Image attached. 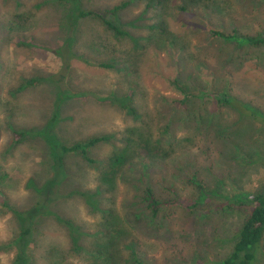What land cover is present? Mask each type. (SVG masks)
<instances>
[{
    "label": "rangeland",
    "instance_id": "374dc122",
    "mask_svg": "<svg viewBox=\"0 0 264 264\" xmlns=\"http://www.w3.org/2000/svg\"><path fill=\"white\" fill-rule=\"evenodd\" d=\"M123 2L126 8L105 15L119 35L95 19L73 24L63 1L0 0V264L12 263L14 249L5 245L19 230L4 202L30 209L51 177L49 150L37 132L57 100L54 134L63 144L109 141L89 150L92 164L65 157L59 196L50 189L53 216L35 226L33 264H127L134 253L144 264H213L229 256L251 207L219 211L221 184L231 193H264L261 119L193 100L186 107L218 124L215 132L187 135L195 124L183 130L181 117L171 130L183 141L170 145L164 135L172 116L181 115L174 80L193 93L229 92L264 116V46L215 35L264 37V0H80L99 12ZM31 80L37 83L25 86ZM19 131L28 134L18 139ZM146 188L162 201L202 195L208 203L162 206L154 218L143 201ZM58 215L80 227L85 252L73 251ZM97 245L110 250L95 259L86 251ZM256 264H264V239Z\"/></svg>",
    "mask_w": 264,
    "mask_h": 264
},
{
    "label": "trees",
    "instance_id": "16d2710c",
    "mask_svg": "<svg viewBox=\"0 0 264 264\" xmlns=\"http://www.w3.org/2000/svg\"><path fill=\"white\" fill-rule=\"evenodd\" d=\"M63 1L66 4L71 5L73 10V19L75 20L73 24H76L78 20L85 19H95L100 21L107 29L114 31L115 33L122 35V32L111 22L107 21L106 14L115 15L120 12L124 8L127 7V2H123L118 6L113 7L107 12H99L96 10H85L82 8L80 4V0H59ZM69 29L75 30V27H72V23L70 22ZM217 37H220L225 42H234L239 40L240 44H248L255 47L264 46V37H245L239 36L238 34L233 35H225L221 32H215ZM69 49H71L70 44L68 45ZM67 48V46H65ZM67 50V49H66ZM69 52V50H67ZM102 68H111V65H100ZM37 83V80L28 81L25 86H33ZM174 89L181 95L182 99L178 102L177 109L181 112V115L174 114L164 130L165 138L167 139L170 145H174V142H182L183 139L177 138L175 136V132L173 129L171 130L172 125L176 120H179L181 117L180 125H182V129L184 130L185 125H191V123L195 124L192 131L187 130V135H204L207 137L209 134H213L215 132V128L218 124L212 123L211 119L207 118L199 109L194 111L193 105L190 107H186L187 104L191 103V101H199L205 102L209 100L215 101V104L219 107H227L235 110L237 113L243 116H250L253 119H261L264 121V116L260 114L258 111L254 110L251 106L244 104L237 98L233 97L229 94V92H209L205 93L203 91H199L197 93L189 92L185 89L183 84L181 85L178 80H174L171 82ZM193 101V104H194ZM60 101L57 100L53 107V116L48 121L46 126L37 132V136L40 137L43 142L46 144L47 149L49 150L50 158H51V177L49 182L44 185L42 188L36 189V202L32 205V207L28 210H18L13 208L12 206H8L6 202H4V206L10 210V213L17 218L19 222V230L17 236L5 246L6 249H14L15 255L11 264H33V250L32 246L36 242V229L37 222L41 219H48L53 216L52 210V202L54 201V196H52L50 189L56 188V196H59L57 193V189L62 185L63 178L66 176L65 168L63 166L64 159L67 155H80L83 159L88 163L92 164L93 161L88 157V152L90 149L109 141V137H95L91 138L85 142H78L71 145L63 144L54 134V127L56 124V120L58 118V109L60 106ZM124 109L129 111L132 115H136V110L133 107L122 105ZM176 112V111H175ZM192 113L195 115L193 116ZM195 117V118H194ZM15 137L18 139L24 138L28 132L27 131H19L15 132ZM139 139V138H138ZM140 140V139H139ZM129 141V140H128ZM141 141V140H140ZM136 142V141H135ZM148 166V165H147ZM145 166V167H147ZM6 175H4V179ZM190 182L193 183L196 188L203 192V186H201L200 182H198L195 175L190 176ZM2 185L3 182H0ZM48 185V186H47ZM221 193L217 196V204L216 208L223 213H232L236 208L237 204L248 203L251 205L250 211L245 218L240 230L237 233L236 241L234 246L229 254V256L224 260H219L213 262V264H256V259L258 256V249L261 242L264 239V193L256 192H227L226 186L221 184L220 186ZM208 198L204 196L196 197L194 201H186L181 199L162 201L159 200L153 193L150 188H146L143 191V201L146 205V208L150 211L152 217L156 218L159 214L160 208L162 206L169 205H179L187 210H193L198 208L200 205L206 204ZM61 216H57L58 221H63L60 218ZM62 223V222H61ZM65 226L69 231V239L73 244V251L81 250L85 252V247L80 246L79 243L81 241L80 236L82 235L79 231V226L74 225L71 220L63 221ZM83 236V235H82ZM80 241H79V239ZM86 237V236H84ZM114 237H110L107 241L110 245L113 244ZM4 246V247H5ZM111 248V247H110ZM0 247V251H1ZM94 249V250H93ZM110 250V249H109ZM108 250V251H109ZM107 251V252H108ZM87 254L91 255L92 258H98L100 255L106 254L104 250L99 248V245L96 248H87ZM133 253V252H132ZM134 253L130 256L127 264H144L140 261ZM44 260L46 256L44 254Z\"/></svg>",
    "mask_w": 264,
    "mask_h": 264
}]
</instances>
